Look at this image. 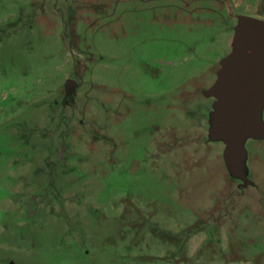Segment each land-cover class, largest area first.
Segmentation results:
<instances>
[{
  "label": "rangeland",
  "instance_id": "obj_1",
  "mask_svg": "<svg viewBox=\"0 0 264 264\" xmlns=\"http://www.w3.org/2000/svg\"><path fill=\"white\" fill-rule=\"evenodd\" d=\"M242 17L264 0H0V264H264V128L235 175L210 94Z\"/></svg>",
  "mask_w": 264,
  "mask_h": 264
},
{
  "label": "water",
  "instance_id": "obj_2",
  "mask_svg": "<svg viewBox=\"0 0 264 264\" xmlns=\"http://www.w3.org/2000/svg\"><path fill=\"white\" fill-rule=\"evenodd\" d=\"M77 82L68 80L66 98L74 95ZM210 94L217 97L221 121L219 134L226 137V164L237 176L244 155V140L262 137L260 114L264 107V21L242 17L235 29L233 50L222 62L219 81ZM222 132V133H221Z\"/></svg>",
  "mask_w": 264,
  "mask_h": 264
}]
</instances>
